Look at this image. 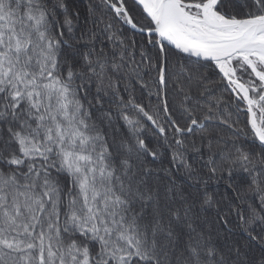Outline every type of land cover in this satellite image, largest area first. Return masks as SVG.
I'll return each instance as SVG.
<instances>
[{
  "label": "trees",
  "instance_id": "obj_1",
  "mask_svg": "<svg viewBox=\"0 0 264 264\" xmlns=\"http://www.w3.org/2000/svg\"><path fill=\"white\" fill-rule=\"evenodd\" d=\"M152 28L135 0H0V264H264L249 106ZM232 65L264 128L263 82Z\"/></svg>",
  "mask_w": 264,
  "mask_h": 264
},
{
  "label": "water",
  "instance_id": "obj_2",
  "mask_svg": "<svg viewBox=\"0 0 264 264\" xmlns=\"http://www.w3.org/2000/svg\"><path fill=\"white\" fill-rule=\"evenodd\" d=\"M135 2L143 9L153 25L151 30L142 32L155 34L162 51L167 48L172 52L213 62L217 65L218 63L241 57L245 53L257 52L259 48L264 47V34L262 33L264 31V15L248 19H227L216 12L219 0H208L199 6L202 19L205 20L207 25L217 31H236L237 33L233 36L222 38L213 44L195 45L179 40L165 26L167 5L171 2H180L179 0H153L152 5L141 0H135ZM209 7L211 12L220 15L226 24L219 26L209 21L205 14V9ZM122 11L125 12V9L122 8ZM131 26L135 30H139L134 25ZM244 61L248 63L246 60Z\"/></svg>",
  "mask_w": 264,
  "mask_h": 264
},
{
  "label": "bare ground",
  "instance_id": "obj_3",
  "mask_svg": "<svg viewBox=\"0 0 264 264\" xmlns=\"http://www.w3.org/2000/svg\"><path fill=\"white\" fill-rule=\"evenodd\" d=\"M153 4V0H141ZM206 17L216 25H224L226 22L218 15L211 12V8L205 9ZM165 26L179 40L192 43L195 45H209L220 41L222 38L235 35L236 31L221 32L207 25L205 20L194 17L186 13L179 2H171L165 10ZM264 34V31L262 32ZM258 56L264 58V47L256 52ZM222 63H219L221 65ZM240 90L247 94L244 85L238 84Z\"/></svg>",
  "mask_w": 264,
  "mask_h": 264
},
{
  "label": "rangeland",
  "instance_id": "obj_4",
  "mask_svg": "<svg viewBox=\"0 0 264 264\" xmlns=\"http://www.w3.org/2000/svg\"><path fill=\"white\" fill-rule=\"evenodd\" d=\"M180 6L182 7V9L188 13L189 15H192L194 17H199L202 18L201 16V10L200 12L194 11L192 8L196 7L199 9L198 5L195 4H181L179 2ZM241 58L243 60H246L249 64L253 65L255 67L256 70L261 71L262 74H260V76H258L263 82H264V58H261L260 56L257 55L256 52H250V53H245L241 55ZM235 59V58H234ZM234 59H231L230 61H224L222 62L221 65H219L220 68H222L225 72H227L228 74H231L233 69H232V62ZM262 66V70H259V66L258 68L256 67V65ZM235 89L240 92L243 96L248 97L247 94L243 93L239 86L236 84L235 85ZM252 103V102H251ZM72 150H68V153L64 154V161L66 163V165L68 166V169H76L79 171H82L81 169V162L84 160L83 156L80 155L79 152H75L76 154L73 155Z\"/></svg>",
  "mask_w": 264,
  "mask_h": 264
},
{
  "label": "built area",
  "instance_id": "obj_5",
  "mask_svg": "<svg viewBox=\"0 0 264 264\" xmlns=\"http://www.w3.org/2000/svg\"><path fill=\"white\" fill-rule=\"evenodd\" d=\"M257 131H258L259 135L261 136V138L264 140V132L259 130L258 128H257Z\"/></svg>",
  "mask_w": 264,
  "mask_h": 264
}]
</instances>
